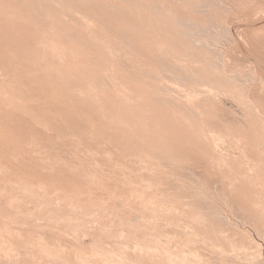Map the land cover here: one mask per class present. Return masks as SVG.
<instances>
[{
	"label": "rangeland",
	"instance_id": "rangeland-1",
	"mask_svg": "<svg viewBox=\"0 0 264 264\" xmlns=\"http://www.w3.org/2000/svg\"><path fill=\"white\" fill-rule=\"evenodd\" d=\"M7 1L0 264H264V0Z\"/></svg>",
	"mask_w": 264,
	"mask_h": 264
},
{
	"label": "bare ground",
	"instance_id": "bare-ground-1",
	"mask_svg": "<svg viewBox=\"0 0 264 264\" xmlns=\"http://www.w3.org/2000/svg\"><path fill=\"white\" fill-rule=\"evenodd\" d=\"M9 1V0H8ZM8 1H7V3H8ZM51 1V0H50ZM2 2V1H1ZM59 2V1H58ZM10 3V2H9ZM53 3V2H52ZM30 4V3H29ZM36 4V3H35ZM38 4V3H37ZM55 4V3H54ZM49 5V4H48ZM51 5V4H50ZM70 5V4H69ZM5 7V6H4ZM49 7V6H48ZM6 8V7H5ZM8 8V7H7ZM44 8H46L45 6H44ZM22 9H24V8H22ZM26 9H27V7H26ZM52 9V8H51ZM56 9V8H55ZM61 9V8H60ZM6 10V9H5ZM15 10H17V9H15ZM40 10V9H39ZM18 11V10H17ZM1 12V11H0ZM10 12V11H9ZM15 12V11H14ZM28 12V11H27ZM46 12V11H45ZM48 12V11H47ZM51 13V12H50ZM13 14H15V13H13ZM27 14V13H26ZM38 15V14H37ZM40 15V14H39ZM42 16V15H41ZM40 16V17H41ZM19 17V16H18ZM21 17V16H20ZM1 18V17H0ZM43 18V17H42ZM117 19V18H116ZM16 20V19H15ZM120 20V19H119ZM44 21V20H43ZM52 21H54V20H52ZM9 22V21H8ZM19 22H20V20H19ZM45 22V21H44ZM122 22V21H121ZM10 24V23H9ZM16 24V23H15ZM53 24V23H52ZM125 24V23H124ZM128 24V23H127ZM22 25V24H21ZM55 25V24H54ZM124 26V25H123ZM57 27V26H56ZM41 28V27H40ZM40 30V29H39ZM50 30V29H49ZM25 31H26V29H25ZM37 31V30H36ZM36 33V32H35ZM45 34V33H44ZM86 35V34H85ZM5 37H7V36H5ZM36 37V36H35ZM57 38V37H56ZM92 39H93V37H92ZM37 40V39H36ZM40 40V39H39ZM58 40V39H57ZM75 40V39H74ZM139 40V39H138ZM151 40V39H150ZM149 40V41H150ZM22 41V40H21ZM24 41V40H23ZM44 41V40H43ZM50 41V40H49ZM100 41V40H99ZM142 41V40H141ZM146 41V40H145ZM19 42V41H18ZM134 42V41H133ZM38 43H40V42H38ZM58 43V42H57ZM97 43V42H96ZM104 43V42H103ZM145 43V42H144ZM31 44V43H30ZM37 44V43H36ZM54 44V43H53ZM60 44V43H59ZM100 44V43H99ZM14 45V44H13ZM19 45V44H18ZM24 45V44H23ZM49 45V44H48ZM52 46V45H51ZM103 46H104V44H103ZM142 46V45H141ZM158 46V45H157ZM163 46H164V44H163ZM38 47V46H37ZM48 47V46H47ZM138 47V46H137ZM153 47V46H152ZM34 48V47H33ZM139 48V47H138ZM15 49V48H14ZM39 49V48H38ZM47 49V48H46ZM104 50L106 49V48H103ZM26 50V49H25ZM37 50V49H36ZM40 50V49H39ZM73 50V49H72ZM14 51H16V50H14ZM20 51V50H19ZM52 51V50H51ZM83 51V50H82ZM41 52V51H40ZM53 52V51H52ZM106 52V51H105ZM39 53V52H38ZM36 54V53H35ZM32 55V54H31ZM109 55V54H108ZM18 56V55H17ZM34 56V55H33ZM36 56V55H35ZM41 56V55H40ZM90 56V55H89ZM104 56V55H103ZM107 56V55H106ZM38 57V56H37ZM88 57V56H87ZM50 59V58H49ZM84 59L85 58H83V61H84ZM105 59V58H104ZM51 60V59H50ZM111 60V59H110ZM145 60V59H144ZM143 60V61H144ZM57 61V60H56ZM1 62V61H0ZM17 62H19V61H17ZM53 62H55V61H53ZM97 62V61H96ZM111 62V61H110ZM21 63V62H20ZM33 63V62H32ZM93 63H95V62H92V63H90V64H93ZM117 63V62H116ZM31 64V63H30ZM105 65H107V64H105ZM22 66V65H21ZM178 66V65H177ZM25 67V66H24ZM29 67V66H28ZM103 68V67H102ZM101 68V69H102ZM107 68V67H106ZM203 68V67H202ZM60 69V68H59ZM91 69V68H90ZM93 69V68H92ZM54 70V69H53ZM87 70V69H86ZM100 70V69H99ZM94 71V70H93ZM96 71V70H95ZM102 71H103V69H102ZM101 71V72H102ZM122 71V70H121ZM150 71V70H149ZM37 72V71H36ZM61 72V71H60ZM80 72V71H79ZM82 72V71H81ZM124 72V71H123ZM219 72V71H218ZM67 73V72H66ZM71 73V72H70ZM75 73H77V72H75ZM91 73H92V71H91ZM108 73V72H107ZM118 73V72H117ZM149 73V72H148ZM171 73V72H170ZM236 73H238V72H236ZM23 74V73H22ZM103 74V73H102ZM126 74V73H125ZM11 75V74H10ZM41 75V74H40ZM96 75V74H95ZM109 75V74H108ZM128 75V74H127ZM243 75V74H242ZM17 76V75H16ZM122 76V75H121ZM135 76V75H134ZM60 77V76H59ZM104 77V76H103ZM141 77V76H140ZM74 78H76V77H74ZM128 78V77H127ZM133 78V77H132ZM58 79V78H57ZM62 79V78H61ZM79 79V78H78ZM158 79V78H157ZM38 80V79H37ZM52 80V79H51ZM74 80V79H73ZM88 80V79H87ZM123 80V79H122ZM141 80V79H140ZM255 80V79H254ZM17 81V80H16ZM138 81H139V78H138ZM22 82V81H21ZM26 82V81H25ZM41 82V81H40ZM81 82V81H80ZM79 82V83H80ZM137 82V81H136ZM189 82V81H188ZM212 82V81H211ZM129 83V82H128ZM25 84V83H24ZM43 84V83H42ZM78 84V83H77ZM167 84V83H166ZM254 84V83H253ZM19 85H20V83H19ZM137 85V84H136ZM10 86V85H9ZM240 87V86H239ZM25 88V87H24ZM30 88V87H29ZM170 88V87H169ZM172 88V87H171ZM12 89V88H11ZM88 89H89V87H88ZM107 89V88H106ZM122 89H124V88H122ZM201 89V88H200ZM13 90V89H12ZM79 90V89H78ZM102 90V89H101ZM118 90V89H117ZM161 90V89H160ZM193 90V89H192ZM76 91V90H75ZM89 91V90H88ZM105 91V90H104ZM156 91V90H155ZM163 91V90H162ZM179 91V90H178ZM205 91V90H204ZM80 92V91H79ZM90 92V91H89ZM109 92V91H108ZM12 93V92H11ZM17 93V92H16ZM33 93V92H32ZM84 93H86V92H84ZM96 93V92H95ZM180 93V92H179ZM8 94V93H7ZM14 94V93H13ZM29 94H30V92H29ZM63 94V93H62ZM122 94V93H121ZM146 94V93H145ZM165 94V93H164ZM15 95V94H14ZM37 95V94H36ZM35 95V96H36ZM142 95H143V93H142ZM161 95V94H160ZM16 96V95H15ZM19 96V95H18ZM30 96H32V95H30ZM105 96V95H104ZM109 96H110V94H109ZM144 96V95H143ZM242 96V95H241ZM38 97V96H37ZM69 97V96H68ZM83 97V96H82ZM88 97V96H87ZM160 97V96H159ZM4 98V97H3ZM16 98V97H15ZM31 98V97H30ZM35 98V97H34ZM90 98V97H89ZM121 98V97H120ZM122 98H124V97H122ZM147 98H149V97H147ZM146 98V99H147ZM18 99V98H17ZM39 99H41V98H39ZM45 99V98H44ZM84 99V98H83ZM143 99V98H142ZM153 99V98H152ZM151 99V101H153ZM33 100V99H32ZM75 100V99H74ZM120 100V99H119ZM125 100H126V98H125ZM124 100V101H125ZM159 100H161V99H159ZM163 100V99H162ZM171 100H173V99H171ZM5 101H7V100H5ZM90 101V100H89ZM112 101H113V99H112ZM142 101V100H141ZM46 102V101H45ZM88 102V101H87ZM130 102V101H129ZM167 103H171V102H168V100L166 101ZM6 103V102H5ZM116 103V102H115ZM118 103V102H117ZM147 103V102H146ZM152 103V102H151ZM173 103V102H172ZM30 104V103H29ZM40 104V103H39ZM96 104V103H95ZM153 104V103H152ZM177 104H179V103H177ZM194 104V103H193ZM5 105V104H4ZM24 105V104H23ZM25 105H27V104H25ZM46 105V104H45ZM154 105V104H153ZM172 105V104H171ZM201 105V104H200ZM16 106V105H15ZM31 106V105H30ZM54 106V105H53ZM177 107V106H176ZM120 108V107H119ZM122 108V107H121ZM171 108H173V107H171ZM171 108H169V109H171ZM21 109V108H20ZM161 109H163V108H161ZM168 109V108H167ZM173 109H175V108H173ZM179 109H181V108H179ZM22 111V110H21ZM34 111V110H33ZM167 111V110H166ZM171 111H174V110H171ZM180 111V110H179ZM8 112V111H7ZM49 112V111H48ZM125 112V111H124ZM162 112V111H161ZM165 112V111H164ZM2 113V112H1ZM24 113V112H23ZM30 113V112H29ZM44 113V112H43ZM169 113V112H168ZM183 113V112H182ZM4 114V113H3ZM31 114V113H30ZM52 114V113H51ZM127 114H129V113H127ZM174 114H176V113H174ZM188 114V113H187ZM8 115H10V114H8ZM20 115H22V114H20ZM55 115V114H54ZM132 115V114H131ZM170 115V114H169ZM181 115V114H180ZM7 116V115H6ZM12 116V115H11ZM129 116V115H128ZM183 116H185L184 114H183ZM260 116V115H259ZM14 117H15V115H14ZM40 117V116H39ZM124 117V116H123ZM131 117V116H130ZM129 117V118H130ZM5 118V117H4ZM11 118V117H10ZM15 118H17V117H15ZM49 118V117H48ZM58 118V117H57ZM144 118V117H143ZM181 118V117H180ZM169 119V118H168ZM175 119V118H174ZM12 120V119H11ZM22 120V119H21ZM37 120V119H36ZM186 120V119H185ZM25 121V120H24ZM45 121V120H44ZM57 121V120H56ZM111 121V120H110ZM1 122V121H0ZM4 122V121H3ZM7 122V121H6ZM14 122H16V121H14ZM26 122V121H25ZM36 122V121H35ZM39 122V121H38ZM140 122V121H139ZM162 123V122H161ZM38 124V123H37ZM53 124V123H52ZM176 124V123H175ZM197 124V123H196ZM113 126V125H112ZM171 126V125H170ZM29 128V127H28ZM173 128V127H172ZM192 128V127H191ZM146 129V128H145ZM168 129V128H167ZM249 129V128H248ZM10 130V129H9ZM53 130V129H52ZM159 130H161V129H159ZM179 130V129H178ZM194 130V129H193ZM263 130V129H262ZM18 131V130H17ZM45 131V130H44ZM167 131V130H166ZM236 131V130H235ZM13 133V132H12ZM15 133V132H14ZM41 133H44V132H41ZM126 133V132H125ZM174 133V132H173ZM180 133V132H179ZM246 133V132H245ZM22 134V133H21ZM168 134V133H167ZM177 134V133H176ZM183 134V133H182ZM195 134V133H194ZM193 134V136H195ZM261 134H262V132H261ZM26 135V134H25ZM53 135V134H52ZM161 135V134H160ZM257 135V134H256ZM255 135V136H256ZM13 136V135H12ZM21 136V135H20ZM23 136V135H22ZM155 136V135H154ZM157 136V135H156ZM180 136H181V134H180ZM168 137H170V136H168ZM175 137H177V136H175ZM186 137V136H185ZM12 138V137H11ZM23 139H24V137H22ZM40 138V137H39ZM58 138V137H57ZM202 139H203V137H201ZM254 138V137H253ZM17 139V138H16ZM48 139V138H47ZM169 139V138H168ZM170 139H172V138H170ZM176 139V138H175ZM29 140H30V138H29ZM197 140V139H196ZM256 140V139H255ZM16 142H18L17 140H15ZM28 141V140H27ZM26 141V142H27ZM167 141V140H166ZM189 141H191V140H189ZM195 141V140H194ZM79 142V141H78ZM164 142V141H163ZM169 142H170V140H169ZM175 142V141H174ZM43 143V142H42ZM171 143V142H170ZM176 143V142H175ZM255 143H258V142H255ZM26 144V143H25ZM34 144V143H33ZM32 144V145H33ZM52 144H54V143H52ZM123 144V143H122ZM146 144V143H145ZM186 144V143H185ZM250 144V143H249ZM31 145V144H30ZM177 145V144H176ZM199 145V144H198ZM205 145H207V144H205ZM38 146H41L42 147V145H38ZM48 146V145H47ZM53 146V145H52ZM143 146V145H142ZM191 146V145H190ZM55 147V146H54ZM74 147H76V146H74ZM197 147V146H196ZM201 147V146H200ZM256 147V146H255ZM44 148V147H43ZM167 148V147H166ZM181 148V147H180ZM257 148V147H256ZM259 148V147H258ZM33 149V148H32ZM170 149V148H169ZM175 149H177V148H175ZM202 149V148H201ZM57 150V149H56ZM72 150V149H71ZM93 150V149H92ZM188 150H190V149H188ZM197 151L199 150V149H196ZM195 150V151H196ZM109 151V150H108ZM107 151V152H108ZM146 151V150H145ZM194 151V150H193ZM38 152V151H37ZM42 152V151H41ZM81 152H83V151H81ZM179 152V151H178ZM191 152V151H190ZM208 152V151H207ZM212 152V151H211ZM176 153V152H175ZM111 154V153H110ZM109 154V155H110ZM142 154V153H141ZM159 155H160V153H158ZM185 154V153H184ZM190 154H192V153H190ZM120 155V154H119ZM194 155V154H193ZM47 156V155H46ZM49 156V155H48ZM47 156V157H48ZM209 156H211V155H209ZM64 157V156H63ZM103 157V156H102ZM40 158V157H39ZM68 158V157H67ZM70 158H72L71 156H70ZM193 158V157H192ZM202 158V157H201ZM211 158V157H210ZM209 158V159H210ZM2 159V158H1ZM190 159V158H189ZM205 160H206V158H204ZM214 159V158H213ZM220 160H221V158H219ZM37 160H39V159H37ZM46 160V159H45ZM70 160V159H69ZM152 160H155V159H152ZM156 160H158V159H156ZM170 160H172V159H170ZM184 160H186V159H184ZM217 160V159H216ZM66 161V160H65ZM98 161V160H97ZM151 161V160H150ZM174 161V160H173ZM183 161V160H182ZM190 161V160H189ZM192 161V160H191ZM200 161H202V160H200ZM211 161V160H210ZM218 161V160H217ZM104 162V161H103ZM185 162V161H184ZM195 162H198V161H195ZM195 162H193V163H195ZM182 163V162H181ZM188 163V162H187ZM262 163H263V161H262ZM98 164V163H97ZM229 164V163H228ZM230 165V164H229ZM238 165V164H237ZM203 166V165H202ZM215 166H217V165H215ZM219 166V165H218ZM217 166V167H218ZM221 166H223V165H221ZM97 167V166H96ZM216 167V168H217ZM231 167H233V166H231ZM1 168V167H0ZM4 168V167H3ZM200 168V167H199ZM210 168V167H209ZM245 168V167H244ZM2 169V168H1ZM70 169V168H69ZM142 169V168H141ZM141 169H139V170H141ZM181 169V168H180ZM202 169V168H201ZM221 169V168H220ZM230 169V168H229ZM234 169H236V167L234 168ZM128 170H131V169H127V172H128ZM239 170V169H238ZM237 170V171H238ZM41 171V170H40ZM123 171V170H122ZM144 171V170H143ZM150 171V170H149ZM221 171V170H220ZM245 171V170H244ZM57 172V171H56ZM261 172H263V171H261ZM6 173V172H5ZM92 173V172H91ZM139 173H142V172H140L139 171ZM155 173V172H154ZM182 173H184V172H182ZM222 173H224V172H222ZM229 173V172H228ZM239 173H241V172H239ZM46 174V173H45ZM149 174H151V173H149L148 172V175ZM89 175V174H88ZM94 175V174H93ZM157 175V174H156ZM42 176V175H41ZM61 176V175H60ZM131 176V175H130ZM139 176V175H138ZM182 176V175H181ZM216 176H218V175H216ZM221 176V175H220ZM229 176V175H228ZM92 177V176H91ZM94 177V176H93ZM99 177V176H98ZM161 177V176H160ZM197 177V176H196ZM227 177V176H226ZM20 178V177H19ZM154 178V177H153ZM186 178V177H185ZM215 178V177H214ZM229 178H230V176H229ZM17 179V178H16ZM158 179V178H157ZM157 179H154V180H157ZM217 179V178H216ZM221 180H224V179H222V177L220 178ZM250 179V178H249ZM89 180V179H88ZM93 179H91V181H92ZM100 180V179H99ZM127 179H125V181H126ZM193 180V179H192ZM227 180V179H226ZM232 180H233V178H232ZM11 181V180H10ZM9 181V182H10ZM53 181V180H52ZM79 181V180H78ZM81 181V180H80ZM106 181V180H105ZM134 181V180H133ZM147 181V180H146ZM230 181V180H229ZM228 181V182H229ZM249 181V180H248ZM252 181V180H251ZM2 182V181H1ZM18 182V181H17ZM24 182V181H23ZM43 182V181H42ZM73 182V181H72ZM93 182V181H92ZM143 181H141L140 183H142ZM110 183V182H109ZM123 183V182H122ZM147 183H149V182H147ZM152 183H154V182H152ZM160 183H162V182H160ZM159 182H158V184H160ZM164 183V182H163ZM211 183V182H210ZM217 183H218V181H217ZM222 182H220V184H221ZM243 183V182H242ZM246 183V182H245ZM244 183V184H245ZM248 183V182H247ZM251 183V182H250ZM249 183V184H250ZM253 183V182H252ZM261 183V182H260ZM34 184V183H33ZM43 184H44V182H43ZM135 184V183H134ZM165 184V183H164ZM179 184V183H178ZM264 184V183H263ZM83 185V184H82ZM86 185V184H85ZM149 185H151L150 183H149ZM193 185H195V184H193ZM227 185V184H226ZM253 185V184H252ZM65 186V185H64ZM131 186V185H130ZM137 186V185H136ZM160 186V185H159ZM213 186V185H212ZM248 186V185H247ZM258 186H260V185H258ZM173 187V186H172ZM231 187V186H230ZM115 188V187H114ZM130 188H132V187H130ZM160 188V187H159ZM237 188V187H236ZM241 188V187H240ZM16 189V188H15ZM55 189V188H54ZM87 189V188H86ZM105 189V188H104ZM161 189V188H160ZM166 189V188H165ZM164 189V190H165ZM170 189V188H169ZM250 189V188H249ZM262 189H264V188H262ZM92 190V189H91ZM240 190V189H239ZM252 190V189H251ZM88 191V190H87ZM141 191V190H140ZM159 191V190H158ZM205 191V190H204ZM234 191V190H233ZM232 191V192H233ZM25 192H27V191H25ZM92 192V191H91ZM106 192H108V191H106ZM105 192V193H106ZM121 192V191H120ZM119 192V193H120ZM125 192V191H124ZM144 192H145V190H144ZM228 192V191H227ZM231 192V193H232ZM247 192V191H246ZM255 192V191H254ZM262 192V191H261ZM260 192V193H261ZM166 193V192H165ZM168 193V192H167ZM251 193H253V192H251ZM257 193H259V192H257ZM40 194V193H39ZM69 194V193H68ZM170 194V193H169ZM201 194V193H200ZM246 194V193H245ZM256 194V193H255ZM46 195V194H45ZM151 195H152V193H151ZM170 195H172V194H170ZM14 196V195H13ZM49 196V195H48ZM65 196H67V195H65ZM73 196V195H72ZM71 196V197H72ZM107 196V195H106ZM105 196V197H106ZM160 196H162V195H160ZM237 196H239V195H237ZM262 196H264V195H262ZM120 197V196H119ZM165 197V196H164ZM223 197V196H222ZM242 197V196H241ZM240 197V198H241ZM163 198V197H162ZM162 198H160V199H162ZM244 198V197H243ZM201 199V198H200ZM200 199H198V200H200ZM173 200V199H172ZM75 201V200H74ZM78 201V200H77ZM164 201V200H163ZM169 201V200H168ZM255 201H256V199H255ZM48 202V201H47ZM155 202H156V200H155ZM199 202V201H198ZM200 202H202V200L200 201ZM227 202V201H226ZM264 202V201H263ZM157 203H159V202H156V204ZM206 203V202H205ZM251 203V202H250ZM161 204V203H160ZM187 204V203H186ZM196 204V203H195ZM73 206V205H72ZM209 206V205H208ZM248 206V205H247ZM18 207V206H17ZM210 207V206H209ZM215 207V206H214ZM258 208V207H257ZM263 208V207H262ZM230 209V208H229ZM195 211V210H194ZM202 211V210H201ZM242 211V210H241ZM258 211V210H257ZM119 212V211H118ZM158 212V211H157ZM204 212H205V210H204ZM220 212H222V211H220ZM231 212V211H230ZM264 212V211H263ZM32 213V212H31ZM34 213V212H33ZM64 213V212H63ZM7 214V213H6ZM136 214V213H135ZM232 214V213H231ZM35 215V214H34ZM222 215V214H221ZM11 216V215H10ZM143 216V215H142ZM204 216H206V215H204ZM210 216V215H209ZM217 216V215H216ZM248 216V215H247ZM255 216V215H254ZM135 217V216H134ZM261 217V216H260ZM197 218V217H196ZM195 218V219H196ZM212 219V218H211ZM262 220V219H261ZM210 221V220H209ZM208 221V222H209ZM214 221H217V220H214ZM230 221V220H229ZM71 222V221H70ZM256 222V221H255ZM262 222H263V220H262ZM210 223V222H209ZM217 227V226H216ZM259 227V226H258ZM219 228V227H218ZM190 229V228H189ZM214 229V228H213ZM222 230H224V229H222ZM29 231V230H28ZM222 232V231H221ZM223 233V232H222ZM190 236V235H189ZM231 236V235H230ZM175 237V236H174ZM231 238V237H230ZM154 239V238H153ZM222 239V238H221ZM232 241V240H231ZM227 242V241H226ZM170 243V242H169ZM232 247H234V246H232ZM231 248V247H230ZM149 249V248H148ZM234 249V248H233ZM181 250V249H180ZM217 250V249H216ZM238 256V255H237ZM87 260V259H86ZM201 262V261H200Z\"/></svg>",
	"mask_w": 264,
	"mask_h": 264
}]
</instances>
